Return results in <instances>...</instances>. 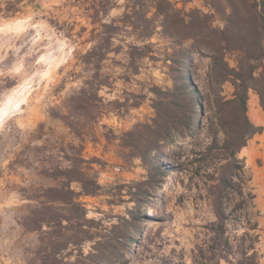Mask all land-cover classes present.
Instances as JSON below:
<instances>
[{
  "label": "rangeland",
  "instance_id": "1",
  "mask_svg": "<svg viewBox=\"0 0 264 264\" xmlns=\"http://www.w3.org/2000/svg\"><path fill=\"white\" fill-rule=\"evenodd\" d=\"M114 2L103 10L98 0H0V264H249L254 259L264 264V210L254 170L238 153L243 180L235 178V189L220 191L217 177L226 160L219 151L205 155V147L222 137L216 94L230 98L233 91L224 82L218 93L206 53L192 54L191 69L204 95L202 127L151 152L152 172L121 145L123 133L154 117L153 88L172 86L170 59L179 46L159 35L137 40L118 21L126 0ZM171 2L186 12L209 11L204 0ZM113 20L118 29L95 69L81 55L100 22ZM143 44L150 48L141 49ZM239 56L229 51L225 58L235 66ZM95 78L105 82L97 88L100 101L87 106L71 100L82 88L94 89ZM249 96L253 118L259 100L252 90ZM56 113L68 115L82 135ZM78 144L86 160L82 166L99 189L79 196L85 220L73 219L66 233L77 244L61 249L60 226L43 227L46 233L35 229L40 213L34 209L40 208L44 188L60 182L47 174L69 164L66 156L74 157L71 145ZM160 160L177 169L158 171ZM71 187L81 191L79 182Z\"/></svg>",
  "mask_w": 264,
  "mask_h": 264
},
{
  "label": "trees",
  "instance_id": "2",
  "mask_svg": "<svg viewBox=\"0 0 264 264\" xmlns=\"http://www.w3.org/2000/svg\"><path fill=\"white\" fill-rule=\"evenodd\" d=\"M112 1L110 3L109 0H98V4L101 9L107 10L115 5L114 0ZM204 3L208 12L197 8L186 12L175 8L171 0H126L123 15L118 21L129 27L137 40L145 42L154 35H159L179 48L173 52L170 59L172 86L153 88L154 117L150 122L139 123L123 133L121 145L131 149L148 167L149 172H152L155 163L148 157L151 152L160 150L163 144L191 136L195 130L202 127L201 121L205 115L202 108L204 95L199 90L191 69L192 54L206 53L210 59L209 79L217 86L218 93L224 82H229L233 87L230 98L216 94L215 118L222 137L205 147L206 156L219 151L221 159L226 160L225 163L220 162L217 177V187L224 191L235 189V178L243 180L246 172L244 161L239 159L237 154L254 134L262 129L250 118L249 92L252 90L257 94L259 105L264 110V0H204ZM95 6L96 4L91 7ZM151 9H154L153 16H148ZM95 13L98 14L99 10L96 9ZM213 21L221 22L222 26L213 25ZM95 22L97 20H94ZM115 23V20L100 22L99 30L92 31V45L81 55L84 63L93 64L95 69L99 67L109 52L115 30L118 29ZM185 41L189 42L188 45L183 44ZM138 47L134 46L133 49H139ZM149 48L148 44L141 46L144 50ZM229 51H237L240 54L235 66H231L225 58ZM148 52L150 51L146 50L142 54ZM259 67L262 69L257 72ZM97 75L94 74L95 77ZM97 79L95 78L96 81ZM104 84V81H98L94 89L86 91L82 88L71 100L92 106L93 102L100 101L97 88ZM55 115L75 133L82 135L75 129V123L68 119V115ZM71 147L75 154L74 157L66 156L70 163L65 167L56 168L52 174H47L49 178L60 179V182L44 188L40 208L34 209V212L40 213L34 220L35 229L44 231L43 227L60 226V235L65 239L61 249L67 248L71 243L77 244L66 233L73 219H83L82 222L85 220V208L78 200L79 196L94 194L99 189L97 180L82 166L86 162L81 156L82 145ZM161 161H158V171L177 169ZM45 173H48V170ZM74 181L80 183V192L71 187ZM241 188L240 185L239 193ZM55 204L63 206V212H54ZM220 207L221 204L217 210L219 218L224 213ZM54 247L56 246L53 245ZM249 264L257 262L254 259Z\"/></svg>",
  "mask_w": 264,
  "mask_h": 264
},
{
  "label": "crops",
  "instance_id": "3",
  "mask_svg": "<svg viewBox=\"0 0 264 264\" xmlns=\"http://www.w3.org/2000/svg\"><path fill=\"white\" fill-rule=\"evenodd\" d=\"M259 108H256V115L253 116L252 121L262 127L261 131L254 134L248 144L244 146L239 153L246 158L247 165L251 166L254 170L253 183L257 189V198L264 210V110L258 104ZM259 109V110H258ZM257 158L261 159V163H256ZM256 167H253V164Z\"/></svg>",
  "mask_w": 264,
  "mask_h": 264
}]
</instances>
